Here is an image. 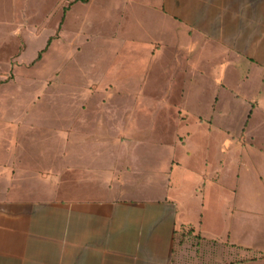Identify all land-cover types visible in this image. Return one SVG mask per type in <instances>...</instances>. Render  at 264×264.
Listing matches in <instances>:
<instances>
[{"label": "rangeland", "instance_id": "374dc122", "mask_svg": "<svg viewBox=\"0 0 264 264\" xmlns=\"http://www.w3.org/2000/svg\"><path fill=\"white\" fill-rule=\"evenodd\" d=\"M82 2L0 0V165L20 156L43 167L50 150L41 148L66 157L73 136L80 146L99 125L116 140L100 148L122 153L124 196L176 200L187 224L176 235L180 264H264L262 80L231 71L221 87L211 42L197 37L188 50L155 13ZM74 114L85 126L70 125ZM75 189L66 184L58 196Z\"/></svg>", "mask_w": 264, "mask_h": 264}, {"label": "crops", "instance_id": "0c3cea01", "mask_svg": "<svg viewBox=\"0 0 264 264\" xmlns=\"http://www.w3.org/2000/svg\"><path fill=\"white\" fill-rule=\"evenodd\" d=\"M109 2L121 3L125 15L131 14L129 8L137 15L138 7L142 13H155L174 39L187 37L188 50L200 41L211 42L214 60L218 58L214 70L219 86L224 87L231 71L243 80L258 77L263 82L260 87L264 86V0ZM150 41L157 48L167 45L156 38ZM80 120L85 126V116L74 114L70 125ZM100 128L90 138L82 137L80 146H75L73 136L62 160L50 145L41 148L50 150L43 167L24 164L20 156L7 166L0 165V264H180L174 250L175 231L187 224L178 219L176 200L124 196L127 180L122 153L100 148L116 142ZM42 140L52 143V138ZM60 166H67L65 183L64 177L59 179ZM66 184L80 190L79 194L73 191L60 198L58 192ZM35 187H43L45 196L24 194Z\"/></svg>", "mask_w": 264, "mask_h": 264}, {"label": "trees", "instance_id": "16d2710c", "mask_svg": "<svg viewBox=\"0 0 264 264\" xmlns=\"http://www.w3.org/2000/svg\"><path fill=\"white\" fill-rule=\"evenodd\" d=\"M82 1L85 2L86 0H82ZM52 40H53V37H50V38L48 39L47 46H46V47H45V48H44V49L38 54V59L41 58V56H42V52H43L44 50H46V48L49 46V44L51 43ZM183 228H184V227H182V229H181L182 231H180L182 234L184 233ZM193 228H194V226H191L190 229H187V231L189 230L188 232H192V231L194 230ZM175 232H176V234L179 233L178 230H176ZM193 232H194V231H193ZM193 232H192V233H193Z\"/></svg>", "mask_w": 264, "mask_h": 264}]
</instances>
